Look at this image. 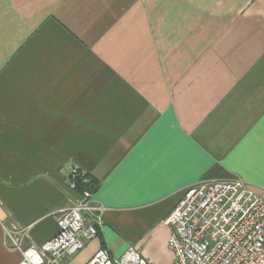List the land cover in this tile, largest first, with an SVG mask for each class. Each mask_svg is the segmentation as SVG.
I'll list each match as a JSON object with an SVG mask.
<instances>
[{
    "label": "crops",
    "instance_id": "crops-1",
    "mask_svg": "<svg viewBox=\"0 0 264 264\" xmlns=\"http://www.w3.org/2000/svg\"><path fill=\"white\" fill-rule=\"evenodd\" d=\"M77 167L105 208L66 264H174L163 219L201 181L264 200V0H0V264L57 232Z\"/></svg>",
    "mask_w": 264,
    "mask_h": 264
},
{
    "label": "built area",
    "instance_id": "built-area-1",
    "mask_svg": "<svg viewBox=\"0 0 264 264\" xmlns=\"http://www.w3.org/2000/svg\"><path fill=\"white\" fill-rule=\"evenodd\" d=\"M69 188L87 177L68 170ZM105 208L87 190L60 211L56 234L42 245L25 247L29 226L1 225L3 244L19 252V264H66L97 235ZM170 228L168 247L175 264H264V200L240 178L206 180L186 188L163 219ZM85 264H149L134 247L114 258L105 250Z\"/></svg>",
    "mask_w": 264,
    "mask_h": 264
},
{
    "label": "trees",
    "instance_id": "trees-1",
    "mask_svg": "<svg viewBox=\"0 0 264 264\" xmlns=\"http://www.w3.org/2000/svg\"><path fill=\"white\" fill-rule=\"evenodd\" d=\"M89 179L87 178V181L82 182V181H78L77 182V188L76 190L80 193L81 191L87 190L90 193H92L95 189V185L90 183L88 184Z\"/></svg>",
    "mask_w": 264,
    "mask_h": 264
},
{
    "label": "rangeland",
    "instance_id": "rangeland-1",
    "mask_svg": "<svg viewBox=\"0 0 264 264\" xmlns=\"http://www.w3.org/2000/svg\"><path fill=\"white\" fill-rule=\"evenodd\" d=\"M174 264H175V261H174Z\"/></svg>",
    "mask_w": 264,
    "mask_h": 264
}]
</instances>
